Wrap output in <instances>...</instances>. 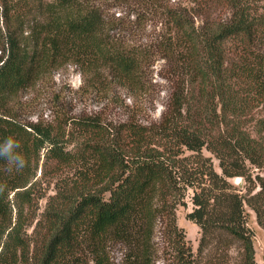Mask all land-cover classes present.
I'll return each mask as SVG.
<instances>
[{
  "label": "trees",
  "instance_id": "obj_1",
  "mask_svg": "<svg viewBox=\"0 0 264 264\" xmlns=\"http://www.w3.org/2000/svg\"><path fill=\"white\" fill-rule=\"evenodd\" d=\"M134 1L161 22L145 42L93 0H0V142L16 139L26 161L0 159V264H116L114 245L121 264H154L159 219L175 264H196L176 222L189 190L200 254L236 241L239 264H257L246 206L264 228V0ZM159 58L170 92L156 122L15 111L65 62L137 93Z\"/></svg>",
  "mask_w": 264,
  "mask_h": 264
},
{
  "label": "rangeland",
  "instance_id": "obj_2",
  "mask_svg": "<svg viewBox=\"0 0 264 264\" xmlns=\"http://www.w3.org/2000/svg\"><path fill=\"white\" fill-rule=\"evenodd\" d=\"M173 0H171L172 2ZM105 8L107 18L116 19L127 25L125 34L135 43L145 42L147 38L161 29V22L156 12H146L141 4L134 0H93ZM227 14V13H225ZM163 59H156L146 73L149 79L148 90L132 92L128 87L118 82L102 84L91 73H83L80 67L71 62H65L50 72L41 76L34 84L21 90L16 98L15 111L25 120L51 121L63 114H96L106 123H118L122 120L135 119L140 122H156L169 98L170 85L163 77ZM60 114V115H58ZM204 153L210 155L207 150ZM216 168L218 160L213 158ZM254 175L256 167L248 164ZM231 183L246 192L248 183L242 176L230 178ZM51 192V191H50ZM186 204L176 209L177 225L186 235V241L191 246L196 264H208L211 255L227 254L230 264H239L241 260L240 243L230 241V248L219 246L212 240L204 252L200 254L199 243L202 230L194 221L187 217L192 210L191 190L186 196ZM45 199L40 201L43 207ZM248 226L253 235L255 258L257 264H264V228L257 220L255 213L246 206ZM154 246L156 249L154 264H175L172 248L164 234V226L159 219L155 227ZM111 255L116 264H121L122 248L114 245ZM218 262V261H217Z\"/></svg>",
  "mask_w": 264,
  "mask_h": 264
},
{
  "label": "clouds",
  "instance_id": "obj_3",
  "mask_svg": "<svg viewBox=\"0 0 264 264\" xmlns=\"http://www.w3.org/2000/svg\"><path fill=\"white\" fill-rule=\"evenodd\" d=\"M19 148L20 143L12 137L5 138L3 142H0V159L5 160L10 168L17 170L23 168L26 163L18 151Z\"/></svg>",
  "mask_w": 264,
  "mask_h": 264
}]
</instances>
